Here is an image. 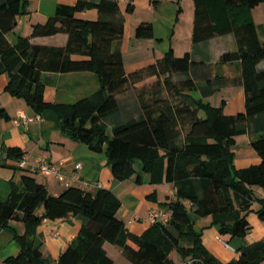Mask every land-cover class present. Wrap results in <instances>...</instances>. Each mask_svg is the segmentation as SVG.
Instances as JSON below:
<instances>
[{
  "label": "trees",
  "instance_id": "16d2710c",
  "mask_svg": "<svg viewBox=\"0 0 264 264\" xmlns=\"http://www.w3.org/2000/svg\"><path fill=\"white\" fill-rule=\"evenodd\" d=\"M193 2V43L228 34L235 39L236 52L223 54L219 63L240 64L245 95L241 114L225 115L224 102L214 107L185 93L199 89L191 77L194 62L188 54L176 58L170 51L147 68L127 74L120 50H113V44L123 36L124 25L116 0H78L74 6L59 5L53 17L33 26L32 38L66 34L68 40L63 47L33 45L30 38H18L15 44H9L5 35L14 29L25 1L0 0V75L9 78L5 91L22 99L35 115L53 112L63 134L105 155L115 181L134 177L140 185L145 174L152 185L169 184L174 191L173 199L162 204L171 211L169 220L151 224L137 236L117 217L121 202L111 191L89 193L70 186L59 196H52L44 185L23 174L18 184L11 183L7 200L0 202V227L12 232L20 248L18 255L7 258L4 264H49L36 240L37 228L44 219L71 215L82 223L57 264H113L103 248L105 243L119 248L132 264H175L173 253L184 262L192 259L194 264H224L203 244L202 232L207 227L197 230L191 216L210 218L208 227L215 228L220 236L239 239H244L250 229L247 214L253 204L261 205L254 212L264 220V199H257L253 192L254 187L264 191V120H258L264 115V70L257 68L264 60V41L251 16L264 0ZM93 9L98 13L96 20L77 17V13ZM135 35L138 39L153 38L152 25L140 24ZM76 72L95 74L99 89L74 103L45 101L44 73ZM145 73L166 76L172 94L164 98L157 90L146 98L140 96L137 116L121 119L117 94L131 83L135 86L142 81ZM174 75L181 78L178 84L172 81ZM200 112L204 118L199 117ZM0 119H10L1 103ZM254 121L257 137L251 147L261 162L236 169L232 151L235 137L247 134ZM1 150L6 160L19 163L23 157L20 149L5 148L0 143ZM135 162L140 164L142 174L135 171ZM0 167L7 165L2 163ZM40 209L42 215H38ZM11 222L21 223L24 233L20 234ZM238 252V260L225 264H261L264 242L245 245Z\"/></svg>",
  "mask_w": 264,
  "mask_h": 264
},
{
  "label": "crops",
  "instance_id": "0c3cea01",
  "mask_svg": "<svg viewBox=\"0 0 264 264\" xmlns=\"http://www.w3.org/2000/svg\"><path fill=\"white\" fill-rule=\"evenodd\" d=\"M23 11L16 18L14 29L5 35L9 44L13 45L18 38H30L33 45L47 47H63L67 43L66 34H57L49 37L32 38L33 26L44 24L55 15L59 5L74 6L78 0H24ZM98 3L100 0H87ZM124 21L123 36L113 44V50L118 49L122 54L124 68L127 74L147 68L157 60L162 59L168 52L174 57L182 58L186 54L194 62L191 77L199 89L185 92L196 100H203L214 107L224 102L225 115H238L244 112L245 95L241 84V68L238 61L219 63L225 53H234L237 50L233 35L217 36L202 43H193L194 2L193 0H116ZM130 8V10H128ZM254 24L257 26L259 37L264 41V3L251 11ZM77 17L96 20L98 13L95 9L77 13ZM143 23H150L153 28V38L138 39L135 32ZM264 70V60L257 66ZM45 101L53 104H69L90 97L100 87L98 77L91 72L76 73H44L42 76ZM155 78L148 77L147 83ZM9 81L6 74L0 75V103L6 109L10 119H0V143L5 148H18L28 163L33 164L40 159L58 164L61 173L71 186L86 192L94 193L98 189L111 191L121 202L117 217L122 220L134 235H141L151 223L147 216L151 211H162V205L173 199L174 191L169 184L152 185L148 175L142 174L141 166L134 163V169L142 174V184H136L134 177L130 180L118 182L113 179L107 158L102 153L91 151L85 144L72 141L63 134L57 116L51 111L35 115L22 99H17L5 91ZM143 80L134 87L143 85ZM200 87L203 89L201 91ZM209 92H212L209 95ZM206 94V95H205ZM118 98V96H117ZM121 105V119L137 116L139 111L138 99L132 100V110L119 99ZM123 102V103H122ZM38 117L27 126L23 123L15 124L20 116ZM264 120V115L261 118ZM258 120H256L258 122ZM257 122L249 125L245 135L235 137L234 165L236 169H244L261 162L260 157L252 149L251 142L257 137ZM242 142L238 144V140ZM0 202L7 200L11 183L18 184L23 174H29L37 183L45 186L52 196H59L66 187L58 182L54 176L44 177L33 173L27 168H20L14 160H6L4 150L0 151ZM81 164V168L75 166ZM76 179V182H72ZM253 192L257 199H264V191L254 187ZM153 194V196H152ZM152 196V197H151ZM261 208L259 203L251 206L247 214L250 229L244 239L220 236L215 228L208 227L210 218L200 219L191 216L196 229L207 227L202 232L205 248L221 263H229L239 258L238 250L254 242H264V220H261L254 210ZM43 210L38 211L42 215ZM81 220L74 216L64 219H44L36 231V240L41 244L43 257L49 264H57L59 256L73 242L80 231ZM20 234L24 233L21 223L11 222ZM113 264H132L122 251L109 244L103 246ZM19 246L14 240L12 232L0 227V264L9 257L18 255ZM174 255V253H173ZM172 259L175 264H184L175 253ZM264 264V261L261 263Z\"/></svg>",
  "mask_w": 264,
  "mask_h": 264
},
{
  "label": "built area",
  "instance_id": "2783aa9c",
  "mask_svg": "<svg viewBox=\"0 0 264 264\" xmlns=\"http://www.w3.org/2000/svg\"><path fill=\"white\" fill-rule=\"evenodd\" d=\"M38 119V117H27V116H20L19 119H16L14 121L15 124L23 123L25 126H27L30 122ZM19 167L20 168H27L33 173H38L44 177L54 176L55 179L62 183L66 188L71 186V183H69L64 175L61 173L60 166L58 164L52 163L47 161L46 159H40L35 161L33 164L28 163L24 158H22L19 161ZM77 169L81 168V164H77L75 166ZM72 182H76V179H72ZM171 216V211L168 209L162 210V211H151L149 212L147 216V220L154 224L156 222H163L166 223ZM195 260L187 259L184 264H194Z\"/></svg>",
  "mask_w": 264,
  "mask_h": 264
},
{
  "label": "rangeland",
  "instance_id": "374dc122",
  "mask_svg": "<svg viewBox=\"0 0 264 264\" xmlns=\"http://www.w3.org/2000/svg\"><path fill=\"white\" fill-rule=\"evenodd\" d=\"M148 77H153L155 78L154 81H150L147 83V78ZM165 77L166 76H161V77H155V76H149L146 73L142 75V80H143V85H140L138 88L134 87L133 84L131 83L130 85L127 86L126 89H124L122 92L117 94L119 99H124V104L130 111L132 110V100L139 99L140 96L143 97H148L151 96L153 92L157 90L162 91V96L164 98L170 97L171 91L168 90L167 85L165 83ZM181 78L177 75H174L172 78V81L175 84H178L179 80ZM123 103V102H122ZM199 117L204 118L205 115L203 112L199 113ZM242 141L239 139L238 144H240ZM241 145V144H240ZM174 257L176 256L175 253L173 255Z\"/></svg>",
  "mask_w": 264,
  "mask_h": 264
}]
</instances>
